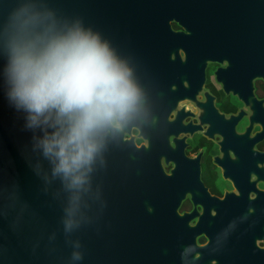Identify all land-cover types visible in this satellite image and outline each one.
<instances>
[{
    "label": "flooded vegetation",
    "instance_id": "af4514ba",
    "mask_svg": "<svg viewBox=\"0 0 264 264\" xmlns=\"http://www.w3.org/2000/svg\"><path fill=\"white\" fill-rule=\"evenodd\" d=\"M159 17L126 53L149 115L104 155L126 161L133 208L157 190L174 209L191 264H264V0H174Z\"/></svg>",
    "mask_w": 264,
    "mask_h": 264
},
{
    "label": "water",
    "instance_id": "95a60500",
    "mask_svg": "<svg viewBox=\"0 0 264 264\" xmlns=\"http://www.w3.org/2000/svg\"><path fill=\"white\" fill-rule=\"evenodd\" d=\"M23 4L50 8L59 23L81 21L128 62V44L142 43L174 0H0V44ZM0 88V264H191L192 239L157 190L144 193L148 208L131 206L126 161L105 154L89 183L66 187L34 140L42 133L26 128L16 108L13 120L3 80Z\"/></svg>",
    "mask_w": 264,
    "mask_h": 264
},
{
    "label": "clouds",
    "instance_id": "9594fccd",
    "mask_svg": "<svg viewBox=\"0 0 264 264\" xmlns=\"http://www.w3.org/2000/svg\"><path fill=\"white\" fill-rule=\"evenodd\" d=\"M6 96L68 188L90 182L108 143L147 118L146 95L128 62L81 21H57L50 8L23 4L3 26ZM74 260L82 253L74 252Z\"/></svg>",
    "mask_w": 264,
    "mask_h": 264
}]
</instances>
